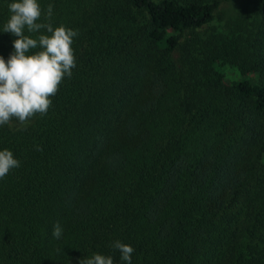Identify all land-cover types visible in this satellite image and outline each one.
<instances>
[{
  "label": "trees",
  "instance_id": "obj_1",
  "mask_svg": "<svg viewBox=\"0 0 264 264\" xmlns=\"http://www.w3.org/2000/svg\"><path fill=\"white\" fill-rule=\"evenodd\" d=\"M223 1L38 0V22L52 4L78 32L76 67L46 115L0 126L20 162L0 179V264H127L117 240L131 264H264V0L194 32Z\"/></svg>",
  "mask_w": 264,
  "mask_h": 264
},
{
  "label": "clouds",
  "instance_id": "obj_2",
  "mask_svg": "<svg viewBox=\"0 0 264 264\" xmlns=\"http://www.w3.org/2000/svg\"><path fill=\"white\" fill-rule=\"evenodd\" d=\"M8 9L10 15L3 32L13 34L16 39L9 58L5 60L0 56V126L9 124L13 118L24 124L37 114L46 115L52 104L50 98L56 95L65 76L71 78L72 69L76 67L72 44L78 32L62 24L53 27L50 22L52 4L45 14L48 22H38L42 16L38 0H12ZM41 30L47 34H40L38 38L25 34V31L37 33ZM33 49L39 50L28 54ZM19 166L11 150H0V179ZM62 234L63 229L57 222L52 235L59 239ZM112 247L119 250L122 261L131 264L132 246L117 240ZM79 264L114 262L111 256L94 253L80 259Z\"/></svg>",
  "mask_w": 264,
  "mask_h": 264
},
{
  "label": "rangeland",
  "instance_id": "obj_3",
  "mask_svg": "<svg viewBox=\"0 0 264 264\" xmlns=\"http://www.w3.org/2000/svg\"><path fill=\"white\" fill-rule=\"evenodd\" d=\"M247 7L248 9L252 10V2L250 0H229V1H223L220 6L217 8L213 21L200 28L193 30L194 32L199 31V33H202L203 31H209L213 28H220L231 21L235 20L238 16L239 11L243 8ZM253 13L251 12V16ZM191 30H184L182 32H175L174 35L178 36L180 44H182L185 40L191 39V33L193 32ZM174 57L177 58V53L174 52ZM222 71L224 73V76L227 80H235L240 81L243 79H249L248 75H242L239 70L230 65H226L222 68ZM252 77V76H251Z\"/></svg>",
  "mask_w": 264,
  "mask_h": 264
}]
</instances>
